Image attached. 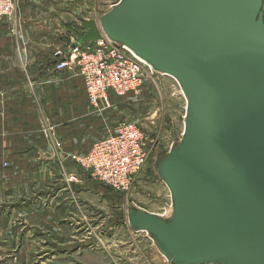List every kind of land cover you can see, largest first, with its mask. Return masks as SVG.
Instances as JSON below:
<instances>
[{
  "label": "water",
  "instance_id": "1",
  "mask_svg": "<svg viewBox=\"0 0 264 264\" xmlns=\"http://www.w3.org/2000/svg\"><path fill=\"white\" fill-rule=\"evenodd\" d=\"M180 84L183 136L157 162L164 218L133 207L173 264H264V0H121L81 23Z\"/></svg>",
  "mask_w": 264,
  "mask_h": 264
},
{
  "label": "rangeland",
  "instance_id": "2",
  "mask_svg": "<svg viewBox=\"0 0 264 264\" xmlns=\"http://www.w3.org/2000/svg\"><path fill=\"white\" fill-rule=\"evenodd\" d=\"M120 1L99 0L98 7L85 9L82 18L93 14L100 20ZM83 20H77L74 35L81 30L85 33ZM158 84L160 87L150 83L140 92L118 99L112 112L102 115L98 140L115 132L125 121L136 122L145 133L147 163L133 184L124 190L110 187L72 159L73 154L83 152L63 153L79 168L78 176L63 173V181L56 182L59 189L52 184L20 200L16 218L19 245H4L2 264H173L147 232L134 231L129 222L133 207L164 218L172 213L171 193L157 170V162L181 140L187 102L174 77L163 76ZM54 143L62 147L56 137ZM9 224L5 222V229ZM5 229L3 235L7 238Z\"/></svg>",
  "mask_w": 264,
  "mask_h": 264
},
{
  "label": "crops",
  "instance_id": "3",
  "mask_svg": "<svg viewBox=\"0 0 264 264\" xmlns=\"http://www.w3.org/2000/svg\"><path fill=\"white\" fill-rule=\"evenodd\" d=\"M98 3L16 0L14 14L0 20V264L4 245H19L20 200L52 184L59 189L63 173L78 176L79 168L64 154L84 152L99 141L101 122L114 107L94 111L83 77L56 68L55 50L84 34L74 35L76 22L93 18L82 15ZM3 217L10 223L6 229Z\"/></svg>",
  "mask_w": 264,
  "mask_h": 264
},
{
  "label": "built area",
  "instance_id": "4",
  "mask_svg": "<svg viewBox=\"0 0 264 264\" xmlns=\"http://www.w3.org/2000/svg\"><path fill=\"white\" fill-rule=\"evenodd\" d=\"M15 8L16 0H0V20L10 18ZM54 55L58 70L70 69L83 77L94 111L101 110L104 104L110 108L114 98L136 94L150 83L160 87L161 77L166 76L128 46L106 36L89 43L75 40L56 49ZM145 138L136 122L125 121L83 154H73L72 159L110 187L128 189L147 163Z\"/></svg>",
  "mask_w": 264,
  "mask_h": 264
}]
</instances>
